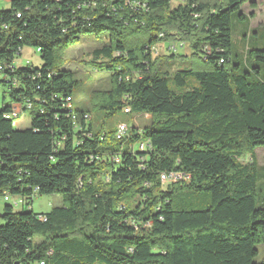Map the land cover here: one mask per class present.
<instances>
[{
	"label": "trees",
	"instance_id": "trees-1",
	"mask_svg": "<svg viewBox=\"0 0 264 264\" xmlns=\"http://www.w3.org/2000/svg\"><path fill=\"white\" fill-rule=\"evenodd\" d=\"M9 3L0 9V188L26 202L0 213V264H264L255 261L264 243L259 163L243 159L264 147V49L248 50L249 68L232 58L233 14L250 19L241 9L255 1ZM105 32L93 54L110 87L82 110L65 51ZM160 40L187 42L197 60L172 74L156 66ZM25 47L40 48V65L9 67ZM26 101L31 123L18 129L5 113ZM124 107L152 119L125 139L94 121L93 111L107 119ZM171 172L187 178L163 184ZM202 192L206 208L186 207L184 193ZM54 193L63 205L36 213L34 199Z\"/></svg>",
	"mask_w": 264,
	"mask_h": 264
},
{
	"label": "rangeland",
	"instance_id": "rangeland-1",
	"mask_svg": "<svg viewBox=\"0 0 264 264\" xmlns=\"http://www.w3.org/2000/svg\"><path fill=\"white\" fill-rule=\"evenodd\" d=\"M256 8L250 4H245L242 11L253 14L250 19L241 20L238 15L240 12L233 14V48L232 58L233 63H239L242 69L249 68L253 64L248 60L249 49H264V0H255ZM10 6L9 0H0V9H8ZM247 14L248 18L249 15ZM253 19V20H252ZM251 27H259L260 32L255 34L251 31ZM109 38L107 32L102 34L101 39H97L93 35H83L79 41L65 51L64 68H67L74 73V78L77 80V85L74 87V104L82 110H89L91 108L90 96L94 90L108 89L110 87V72L104 68L97 67V64L104 62V59H97L94 57V50L102 47ZM183 44V46H181ZM176 47L172 50V47ZM152 57L156 66L168 70L171 74L177 69L188 68L197 56L193 55V49L187 42L181 40H160L152 47ZM23 57L30 59L33 63H41L39 54L34 52V48L27 47L24 50ZM264 76V63L259 65ZM94 121H105L108 124L113 123L117 128L119 123H126L130 126H139L140 128L148 124L152 116L144 114H127L124 111L117 114L113 118H105L100 112L93 111ZM16 128L24 129L30 126L31 114L30 112L22 113L19 118L15 120ZM255 155L259 163V179L257 184V206L264 207V147H258L250 150L243 156V159H248ZM183 202L186 207L190 209L206 208L210 203V196L207 192L192 194H183ZM129 195L125 201H129ZM180 198H177L179 201ZM181 200V201H182ZM64 203L63 195L60 193L47 194L37 196L33 201V209L36 213H47L55 206H61ZM5 203H0V213H2ZM0 218V223H3ZM259 255L255 259L257 262L264 261V243L257 246Z\"/></svg>",
	"mask_w": 264,
	"mask_h": 264
},
{
	"label": "built area",
	"instance_id": "built-area-1",
	"mask_svg": "<svg viewBox=\"0 0 264 264\" xmlns=\"http://www.w3.org/2000/svg\"><path fill=\"white\" fill-rule=\"evenodd\" d=\"M18 16H20V14H18ZM181 46H183V44H181ZM25 48L20 50V56L14 61L13 64H8L9 67H13V65H19V64H37V63H33L32 60L27 59L26 57L25 58L23 57ZM30 48H34V47H30ZM175 49L176 47L173 46L172 50H175ZM40 51H41L40 48H34L35 53L39 54ZM38 64L40 65V63ZM4 66H7V65L0 64V78H2ZM2 88L3 86L0 83V91L2 90ZM32 108H33V103L31 101H26L24 103L17 104V109L6 112L5 118L12 120L13 124L16 126L17 124L15 123V114H22L24 112H29ZM123 111L125 112V107ZM129 135H130V132H126V127L122 126L121 124L117 125V131L115 133V136L117 139H125ZM149 147L150 146L149 144H147V141L139 143L140 149H147ZM116 161H119V160L117 159ZM182 178H187V176H185L184 174L178 173V172H171L169 174L162 173L160 176L161 182L163 184H166L170 181H176ZM25 202H26L25 197L13 196L8 189L0 188V203H11L15 208L20 209L23 206H25Z\"/></svg>",
	"mask_w": 264,
	"mask_h": 264
},
{
	"label": "bare ground",
	"instance_id": "bare-ground-1",
	"mask_svg": "<svg viewBox=\"0 0 264 264\" xmlns=\"http://www.w3.org/2000/svg\"><path fill=\"white\" fill-rule=\"evenodd\" d=\"M125 112H130V107H126L125 108ZM16 118H19L18 114H15V120H16ZM119 124H121L122 126L126 127V132H130L131 126L129 124H126V123H119ZM40 264H44V262H40Z\"/></svg>",
	"mask_w": 264,
	"mask_h": 264
},
{
	"label": "crops",
	"instance_id": "crops-1",
	"mask_svg": "<svg viewBox=\"0 0 264 264\" xmlns=\"http://www.w3.org/2000/svg\"><path fill=\"white\" fill-rule=\"evenodd\" d=\"M244 12H245V14H248V13H246V11H244ZM248 15H250V13ZM250 21H251V16H250ZM251 31H253L255 34H258L260 32V29H259V27H254V28L251 27ZM144 115L151 116L150 114H144Z\"/></svg>",
	"mask_w": 264,
	"mask_h": 264
}]
</instances>
